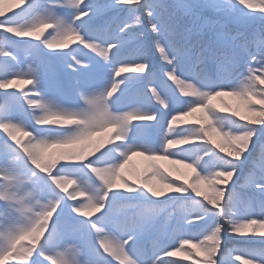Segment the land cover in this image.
<instances>
[{
	"label": "snow or ice",
	"instance_id": "obj_1",
	"mask_svg": "<svg viewBox=\"0 0 264 264\" xmlns=\"http://www.w3.org/2000/svg\"><path fill=\"white\" fill-rule=\"evenodd\" d=\"M0 264H264V0H0Z\"/></svg>",
	"mask_w": 264,
	"mask_h": 264
}]
</instances>
